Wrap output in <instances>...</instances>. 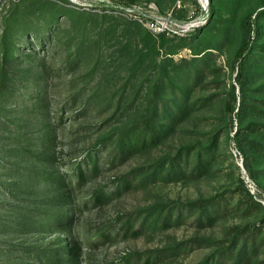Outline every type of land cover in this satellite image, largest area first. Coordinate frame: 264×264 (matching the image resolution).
Returning <instances> with one entry per match:
<instances>
[{"label": "rangeland", "instance_id": "obj_1", "mask_svg": "<svg viewBox=\"0 0 264 264\" xmlns=\"http://www.w3.org/2000/svg\"><path fill=\"white\" fill-rule=\"evenodd\" d=\"M118 2L41 0L28 7L29 12H33L29 20L40 27L44 38H48L51 27L54 35L52 40L47 39L43 44L36 35H30L29 42L24 36L19 38V61L10 64L5 80L0 79V264H39L30 251L59 247L66 238L65 232L31 229L42 225L41 222L31 223L33 214L49 208L38 200L54 195L48 192V183L38 182L37 174H29L34 160L29 159L25 150L31 146L35 150L42 148L38 135L47 113L56 130L51 151L57 155L54 170L58 174L68 172L71 164H91L90 154L98 158L101 171L90 179L84 187L85 192L98 185L116 190L119 177L133 168L148 165L161 155L175 154L184 145H202L213 133H221L216 161L210 172L200 177L141 186L136 179L130 189L119 185L120 193L116 191L113 199L97 206L93 201V205L84 211L73 231L74 237L80 236L79 239L85 238L88 230L118 220L117 214L137 212L155 204H184L222 194L234 189L241 179L247 186L245 177L249 176V170L245 155L234 138L238 123L236 111H228L225 103L232 83L236 84V72L231 65L240 43L241 25L248 20L255 22L264 10V0H220L221 14L228 20L227 30L224 34L216 32L212 35L217 48L212 49L210 66L202 85L195 87L190 96L191 102H195L215 95V102L198 109L200 103H195L188 119L163 143L128 159H118L113 164L108 162L113 154L111 143L97 147L99 138L118 132L120 127L138 117L157 77L159 61L164 56H173L176 60L192 56L189 46L182 44L184 39L189 41L191 32L185 35L161 32L166 33L161 42V33L146 24L154 15L148 5L156 4L160 14L188 20L202 15L204 1L137 2L135 5L141 6L147 16L135 15L129 9L135 5L131 7ZM13 14L12 0H0V33L6 19ZM131 17L142 21L143 28L131 25ZM146 30L153 33V43L160 47L157 59L145 49L149 38L145 35ZM260 36L264 40V32ZM42 80L46 81L50 95L45 109L36 110V99L32 95L44 92ZM32 84L37 89H33ZM19 123L23 124L22 128ZM20 140L26 144L24 148L17 143ZM187 167L192 169V162ZM11 183L15 187L10 192ZM258 189L255 195L264 202V192ZM252 218L249 213L233 210L213 223L200 224L194 209L189 211L186 207L181 223L163 231L146 230L141 235H125L119 231V225H115L111 228L114 230L111 241L96 248L85 245L83 264H103L106 260L120 259L126 253L163 248L176 241H185L187 245L163 264H197L214 249L212 244L227 235L231 226L247 223ZM195 238L209 239L212 243L199 242ZM258 261L257 264H264V252ZM137 264L143 262L137 261Z\"/></svg>", "mask_w": 264, "mask_h": 264}, {"label": "trees", "instance_id": "obj_2", "mask_svg": "<svg viewBox=\"0 0 264 264\" xmlns=\"http://www.w3.org/2000/svg\"><path fill=\"white\" fill-rule=\"evenodd\" d=\"M40 1L12 0L14 14L6 19L0 33V79L2 80L8 75L10 64L19 61L21 54L19 38L24 36L29 42L30 35H36L42 44L47 39L53 38L52 27L47 32L48 38H44L45 35L40 27H36L29 20L30 13L33 12H29L28 7ZM137 2L141 3L142 0H119L118 4L132 7ZM220 10V0H209L206 22L191 32L189 41L184 39L182 42L192 50V56L178 60L173 56H164L159 61L157 77L148 90L149 97L138 117L128 125L120 127L118 132L113 133L114 136L107 134L99 138L97 147L109 143L112 145L113 154L108 158V162L114 164L118 159H128L163 143L188 119L196 107L195 103H200L196 107L198 109L202 105L215 102V95L202 97L195 102H191L190 96L195 87L202 85L205 72L210 66L212 49L217 48L213 43L212 35L216 32L224 34L227 30L228 20L223 17ZM129 23L140 29L143 28L142 21L136 17H131ZM241 27L240 43L236 50L235 61L231 65L232 70L236 72V84L231 85L225 107L231 113L236 111L235 117L238 123L234 138L244 152L249 175L264 192V40L260 36L264 32V10L258 14L255 22L248 20L243 22ZM145 35L149 36L145 49L153 53L157 59L160 47L157 43H153L152 32L146 30ZM159 35L163 42L166 33ZM41 63L44 67L45 57L42 58ZM42 82L44 92L32 95V98L36 99L34 106L36 110L45 109L44 105L50 95L46 81L42 80ZM31 87L37 89L34 84ZM49 116V113L45 115V122L39 130L38 142L42 144V148L35 150L31 146L25 149L29 159L34 160V165L28 170L29 174H37L36 180L48 183V192L54 194L38 200V203L49 208L37 210L33 214L35 216L32 215L31 223L41 222L42 225L31 229L65 232L66 238L59 247L37 248L30 251L34 253V258L39 264H83L85 245L96 248L111 241L114 231L111 228L115 225L116 227L119 225V231L125 235H141L146 230L163 231L181 223L186 207L189 211L194 209L196 220L200 224L206 221L213 223L233 210L249 213V217H253L247 223L231 226L227 235L212 244L214 249L197 264H257L259 262L258 257L264 252V203L250 191L244 179L239 180L234 189L222 194L191 200L184 204H155L137 212L117 214L118 220H111V223L101 225L96 230H88L85 238L74 237V228L84 211L93 205V201L97 206L113 199L117 192L120 193L119 185H123L124 189H130L136 179L141 186L200 177L210 172L216 161L221 133H213L202 145H184L175 154H164L148 165L133 168L119 177L116 190L111 191L105 186L98 185L85 192L84 187L90 179L101 171L98 158H93L90 154L91 164L85 165L79 162L71 164L68 172L58 174L54 170L57 155L55 151H51L55 144L56 130L51 125ZM18 125L19 128L23 127L21 123ZM17 143L21 148L26 145L23 140ZM190 162L193 164L192 169L187 167ZM37 163L40 164L38 167ZM11 185L8 187L10 192L15 187L13 183ZM4 190L6 191V188ZM194 240L212 243L209 239ZM186 245L185 241H176L167 247L147 251L136 250L122 255L120 259L106 260L102 263L137 264V261H141L143 264H163L181 253Z\"/></svg>", "mask_w": 264, "mask_h": 264}, {"label": "built area", "instance_id": "obj_3", "mask_svg": "<svg viewBox=\"0 0 264 264\" xmlns=\"http://www.w3.org/2000/svg\"><path fill=\"white\" fill-rule=\"evenodd\" d=\"M203 12L202 15L193 16L188 20H177L172 18L171 14H160L158 12V6L154 3L148 5V10L152 11L154 15H151L150 19L146 22V24L155 32H175L178 34H188L194 31L199 26L203 25L206 22L209 11V0H203ZM128 9V8H127ZM132 11L135 12V15L141 14L147 16L148 14L144 13L141 6H133ZM138 12V13H136ZM245 181L247 182V187L254 194L259 190L256 182L251 178V176L247 175L245 177Z\"/></svg>", "mask_w": 264, "mask_h": 264}, {"label": "water", "instance_id": "obj_4", "mask_svg": "<svg viewBox=\"0 0 264 264\" xmlns=\"http://www.w3.org/2000/svg\"><path fill=\"white\" fill-rule=\"evenodd\" d=\"M264 203V202H263Z\"/></svg>", "mask_w": 264, "mask_h": 264}]
</instances>
